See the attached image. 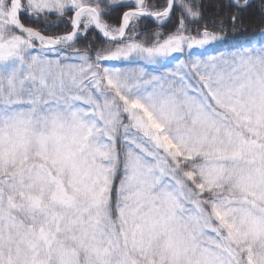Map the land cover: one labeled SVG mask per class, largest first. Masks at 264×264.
Segmentation results:
<instances>
[{
    "label": "snow or ice",
    "instance_id": "snow-or-ice-1",
    "mask_svg": "<svg viewBox=\"0 0 264 264\" xmlns=\"http://www.w3.org/2000/svg\"><path fill=\"white\" fill-rule=\"evenodd\" d=\"M253 9L0 0V264H264Z\"/></svg>",
    "mask_w": 264,
    "mask_h": 264
},
{
    "label": "trees",
    "instance_id": "trees-1",
    "mask_svg": "<svg viewBox=\"0 0 264 264\" xmlns=\"http://www.w3.org/2000/svg\"><path fill=\"white\" fill-rule=\"evenodd\" d=\"M258 3H259V0H253L254 9H255L256 5H258ZM254 9L250 10V11L254 12ZM118 17H119V13H114L110 22H113V23L117 22ZM250 21L251 22H250V25H249V28H248V32L245 33V35L242 36L241 39L246 40V39L251 38V39H254V40H258V39H260V35H259L260 30L264 29V24H262L260 22L258 14L251 15L250 16ZM62 30H63V25H61L59 28L51 29V31H54V32L55 31H62ZM152 30H153L152 24L148 23L147 26H146L145 31L146 32H150ZM100 39H102V38H100ZM97 43H99V40L97 41Z\"/></svg>",
    "mask_w": 264,
    "mask_h": 264
},
{
    "label": "rangeland",
    "instance_id": "rangeland-1",
    "mask_svg": "<svg viewBox=\"0 0 264 264\" xmlns=\"http://www.w3.org/2000/svg\"><path fill=\"white\" fill-rule=\"evenodd\" d=\"M216 50H219V49H216ZM212 51H213V49L210 47V48H209V54H211ZM119 66L124 67V65H119ZM129 67H133V66H129Z\"/></svg>",
    "mask_w": 264,
    "mask_h": 264
},
{
    "label": "water",
    "instance_id": "water-1",
    "mask_svg": "<svg viewBox=\"0 0 264 264\" xmlns=\"http://www.w3.org/2000/svg\"><path fill=\"white\" fill-rule=\"evenodd\" d=\"M102 38V37H101Z\"/></svg>",
    "mask_w": 264,
    "mask_h": 264
}]
</instances>
